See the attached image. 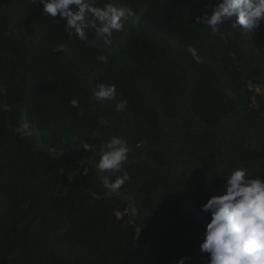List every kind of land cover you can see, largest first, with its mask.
Returning a JSON list of instances; mask_svg holds the SVG:
<instances>
[{
    "label": "trees",
    "instance_id": "1",
    "mask_svg": "<svg viewBox=\"0 0 264 264\" xmlns=\"http://www.w3.org/2000/svg\"><path fill=\"white\" fill-rule=\"evenodd\" d=\"M210 2L117 0L135 16L101 50L30 0H0V264H202L201 205L234 167L264 168V23L214 33L195 24ZM99 82L123 111L89 101ZM23 118L35 139L15 131ZM113 135L132 179L109 195L82 145Z\"/></svg>",
    "mask_w": 264,
    "mask_h": 264
},
{
    "label": "clouds",
    "instance_id": "2",
    "mask_svg": "<svg viewBox=\"0 0 264 264\" xmlns=\"http://www.w3.org/2000/svg\"><path fill=\"white\" fill-rule=\"evenodd\" d=\"M30 3L42 6L41 15L66 20L64 32L69 36L74 34L78 41L101 50H107L114 35L122 32L135 16L129 4L117 0H30ZM226 23L236 32L257 33L264 23V0H215L205 4L195 18V24L214 33ZM185 50L196 63L201 62L196 46L186 44ZM97 60L106 63L107 56L99 55ZM91 92L89 101L117 100L115 84L95 83ZM69 104L80 108L79 99L72 98ZM127 105L126 99H119L115 110L123 111ZM15 131L22 139H35L40 134L27 118L19 121ZM82 146L86 151L97 152L99 160L93 167L107 194H120L132 179L126 170L129 162L126 139L113 135L99 148L89 143ZM261 173H264L261 165L254 172L245 166L234 167L222 176L225 182L220 194L211 195L201 205L200 211L208 217L199 244L201 253L207 254L202 256V264H264V175ZM84 175H88L87 168ZM186 260L191 261L192 257H181L176 264H185Z\"/></svg>",
    "mask_w": 264,
    "mask_h": 264
},
{
    "label": "rangeland",
    "instance_id": "3",
    "mask_svg": "<svg viewBox=\"0 0 264 264\" xmlns=\"http://www.w3.org/2000/svg\"><path fill=\"white\" fill-rule=\"evenodd\" d=\"M263 90V89H262ZM261 88L259 89V91H262ZM68 157H74L73 155L67 154ZM75 158V157H74ZM79 159H83L85 158L84 156L78 157Z\"/></svg>",
    "mask_w": 264,
    "mask_h": 264
}]
</instances>
